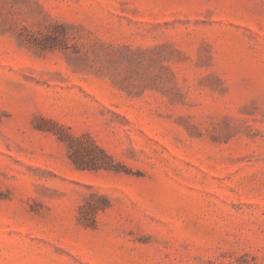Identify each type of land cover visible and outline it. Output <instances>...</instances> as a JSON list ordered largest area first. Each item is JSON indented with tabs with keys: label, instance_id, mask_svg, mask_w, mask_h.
I'll return each mask as SVG.
<instances>
[{
	"label": "rangeland",
	"instance_id": "rangeland-1",
	"mask_svg": "<svg viewBox=\"0 0 264 264\" xmlns=\"http://www.w3.org/2000/svg\"><path fill=\"white\" fill-rule=\"evenodd\" d=\"M0 264H264V0H0Z\"/></svg>",
	"mask_w": 264,
	"mask_h": 264
},
{
	"label": "trees",
	"instance_id": "trees-1",
	"mask_svg": "<svg viewBox=\"0 0 264 264\" xmlns=\"http://www.w3.org/2000/svg\"><path fill=\"white\" fill-rule=\"evenodd\" d=\"M60 138L68 144L70 149V158L74 164L87 168L89 166L86 164L93 162L92 165L94 168L117 170L114 166L112 157L100 148L94 141L78 138L68 133L60 135ZM79 153H85L88 155V159L90 161L80 160ZM110 207L111 202L106 195L101 194L98 191L91 192V194L86 197L80 208V223L86 228H95L97 226V214L100 211L109 209Z\"/></svg>",
	"mask_w": 264,
	"mask_h": 264
}]
</instances>
